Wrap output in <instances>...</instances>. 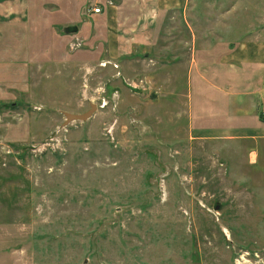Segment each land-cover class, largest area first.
Returning <instances> with one entry per match:
<instances>
[{
	"label": "rangeland",
	"instance_id": "374dc122",
	"mask_svg": "<svg viewBox=\"0 0 264 264\" xmlns=\"http://www.w3.org/2000/svg\"><path fill=\"white\" fill-rule=\"evenodd\" d=\"M25 1L0 15V264H235L244 250L264 262V139L182 111L187 38L239 35L234 0L168 14L155 51L123 68L69 31L102 1Z\"/></svg>",
	"mask_w": 264,
	"mask_h": 264
},
{
	"label": "crops",
	"instance_id": "0c3cea01",
	"mask_svg": "<svg viewBox=\"0 0 264 264\" xmlns=\"http://www.w3.org/2000/svg\"><path fill=\"white\" fill-rule=\"evenodd\" d=\"M100 1L96 6L101 9L100 13L95 14L90 8L82 15L81 25L82 18L77 20L75 26H68L72 27V31H69L79 33L83 29L87 30V40L97 44L109 61H119L115 64L121 68L129 57L133 56L131 60L139 59L137 54L155 51L154 48L158 46L155 42L157 25H165L166 19H169L168 14L173 12L181 15V19H187L192 10L198 16L199 9L207 4V0ZM252 1L234 0V4L230 3V8L225 11L231 16L230 21L239 18L228 29L230 34L237 32L239 35L232 37L219 32L206 37L202 32L197 35L191 33L187 38L192 43L191 57L189 64L185 65L186 69H182L186 73L185 81L183 80L186 93L182 100L185 101L182 111L186 108V113L191 114V120L195 116L200 124L226 116L234 122L233 128H230L229 122L226 127L230 129L227 136L230 138L264 139V13L260 11L256 19L258 23L252 26L254 23L250 21L252 17L250 18L249 13ZM25 2L28 1L0 0V15L4 16L7 8H26ZM85 3L80 6L77 1V8L84 9ZM260 5L264 6V1L261 0ZM8 16L15 19L20 15L10 12ZM206 39L207 43L195 44L198 40L205 42ZM235 121H242L244 125L239 127L243 128L250 122L258 131L250 129L241 134L237 132ZM195 127L203 129V125L196 124ZM210 135L220 137L218 132ZM260 149V153L264 155V148ZM258 151L249 153L251 165L256 164ZM261 179L264 186V177ZM261 209L264 216V202Z\"/></svg>",
	"mask_w": 264,
	"mask_h": 264
},
{
	"label": "built area",
	"instance_id": "2783aa9c",
	"mask_svg": "<svg viewBox=\"0 0 264 264\" xmlns=\"http://www.w3.org/2000/svg\"><path fill=\"white\" fill-rule=\"evenodd\" d=\"M92 12L98 14L101 12V9L95 7L92 9ZM236 256L238 257L237 259H234L235 264H264L259 252L254 250H244Z\"/></svg>",
	"mask_w": 264,
	"mask_h": 264
},
{
	"label": "water",
	"instance_id": "95a60500",
	"mask_svg": "<svg viewBox=\"0 0 264 264\" xmlns=\"http://www.w3.org/2000/svg\"><path fill=\"white\" fill-rule=\"evenodd\" d=\"M13 106V104H12ZM96 109L95 105H91L90 109L83 113V114H71V113H64V118H65V122L64 124L67 125L69 123L72 122H85L86 120L90 119L91 116L93 115L94 110ZM220 204L219 203H215L213 209L215 211L220 209Z\"/></svg>",
	"mask_w": 264,
	"mask_h": 264
},
{
	"label": "trees",
	"instance_id": "16d2710c",
	"mask_svg": "<svg viewBox=\"0 0 264 264\" xmlns=\"http://www.w3.org/2000/svg\"><path fill=\"white\" fill-rule=\"evenodd\" d=\"M72 28V27H71Z\"/></svg>",
	"mask_w": 264,
	"mask_h": 264
}]
</instances>
